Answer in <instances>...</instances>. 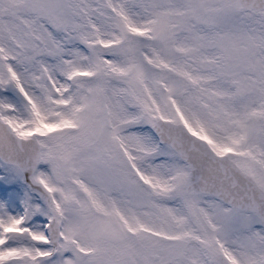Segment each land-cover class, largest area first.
Listing matches in <instances>:
<instances>
[{"label":"snow or ice","instance_id":"obj_1","mask_svg":"<svg viewBox=\"0 0 264 264\" xmlns=\"http://www.w3.org/2000/svg\"><path fill=\"white\" fill-rule=\"evenodd\" d=\"M0 264H264V0H0Z\"/></svg>","mask_w":264,"mask_h":264}]
</instances>
